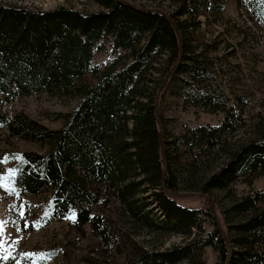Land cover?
Here are the masks:
<instances>
[{
    "label": "trees",
    "instance_id": "16d2710c",
    "mask_svg": "<svg viewBox=\"0 0 264 264\" xmlns=\"http://www.w3.org/2000/svg\"><path fill=\"white\" fill-rule=\"evenodd\" d=\"M102 7L84 14L74 8L31 10L0 5V109L2 102L46 91L74 95L79 101L60 128H49L24 112L9 119L0 112V123L21 139L45 143L44 153L24 151L14 167L13 184L22 194L51 189L50 212L65 219L75 214L105 240L108 225L88 207L103 201L124 208L139 227L155 232L181 234L183 243L165 249H146L131 242V256L124 264H206V247L224 264H264V191L244 194L227 208H215L213 190L234 195L233 185L252 187L264 174V137L227 149L237 130V117L228 99L215 84L201 54L194 57L186 32L199 26L205 13H221V0H162L178 4L169 14L179 30L182 58L159 98L166 172L160 150L154 100L164 76L179 56V44L169 22L154 12H141L115 0H92ZM238 1V0H236ZM251 20L264 26L259 0H242ZM189 24V25H188ZM110 42L112 54L125 51L128 61L101 67L95 52ZM156 73V76L154 75ZM91 75L94 81L88 79ZM154 80H157L154 83ZM154 83V84H153ZM153 85V86H152ZM183 102L207 113L223 112L215 125L200 124L167 136L162 101L168 91ZM241 113V114H240ZM224 153L218 169L209 163ZM167 191H194L208 195L229 245L210 212L190 208ZM210 226L209 229L206 226Z\"/></svg>",
    "mask_w": 264,
    "mask_h": 264
},
{
    "label": "rangeland",
    "instance_id": "374dc122",
    "mask_svg": "<svg viewBox=\"0 0 264 264\" xmlns=\"http://www.w3.org/2000/svg\"><path fill=\"white\" fill-rule=\"evenodd\" d=\"M145 8L160 9L173 14L178 4L162 0H127ZM221 13H205L197 18L199 26L190 27L186 32L191 56L197 53L205 60L208 70L216 74L210 81L215 84L222 98L228 99L237 117L239 106L236 98L243 102L240 119L235 118L237 130L226 142L227 149L242 143L264 137V26L251 20L242 0H221ZM1 6L25 7L31 10L47 11L58 7L74 8L84 14L99 12L102 7L92 0H0ZM189 25V24H188ZM126 52L119 50L112 54L110 42L105 49L95 52L93 63L104 67L116 62L122 66L128 61ZM156 76V73H154ZM88 79L94 81L91 75ZM157 80H154V83ZM153 83V84H154ZM153 86V85H152ZM79 101L74 95H55L41 91L30 96L2 102L0 112L9 119L16 112H24L30 118L52 128H60L64 123L58 114L71 112ZM163 115L169 139L182 133L185 128L200 124H218L223 112L207 113L183 102L169 90L162 101ZM241 114V113H240ZM48 145L16 137L7 125L0 123V177L5 187H0V221H4L2 241L4 250L0 264H30L25 254L51 253L50 257H34L35 264H124L131 256V242L146 249H165L186 241L181 234L155 232L139 227L118 203L97 204L88 207L90 214L100 215L108 225L105 240L89 223L82 224L75 214L65 219L55 216L46 221L50 212L51 189L44 188L39 193L22 194L13 184L16 162L24 151L44 153ZM228 155L221 153L210 161L209 169L216 170L227 161ZM14 187L10 194L6 188ZM234 195L221 190L212 191L215 208H227L234 199L250 191H264V174L259 176L252 187L240 183L233 185ZM178 203L190 208L207 210L203 197L177 199ZM21 212L23 219H21ZM218 216V215H217ZM27 225V227H25ZM207 229L210 226H206ZM206 264L218 261L217 252L206 247ZM178 264H186L181 262Z\"/></svg>",
    "mask_w": 264,
    "mask_h": 264
},
{
    "label": "water",
    "instance_id": "95a60500",
    "mask_svg": "<svg viewBox=\"0 0 264 264\" xmlns=\"http://www.w3.org/2000/svg\"><path fill=\"white\" fill-rule=\"evenodd\" d=\"M123 5H126L132 9L135 10H139L141 12H154L157 13L159 15H161L162 17H164L169 24L171 25V28L173 29L174 33L176 34V37L178 39V44H179V56L178 59L176 60V62L174 63V65L172 66L171 70L164 76L161 84L159 85L156 95H155V100H154V107H155V115L157 118V122H158V128H159V138H160V150H161V156H162V160H163V164H164V168H163V172H162V176H164L165 172H166V163H165V149H164V140H163V131H162V127H161V119H160V111H159V98H160V94L162 92V90L164 89V87L166 86V83L169 79V77L172 75V73L175 72L177 66L179 65L181 58H182V54H183V50H182V43H181V38H180V34H179V30L177 29V26L174 22V20L171 18V16L169 14H167L166 12L160 10V9H156V8H145V7H141L138 5H135L134 3L127 1V0H115ZM162 188L164 191H166L167 195L171 198L174 199H180V198H186V197H194V196H198V197H203L206 202L207 205L210 209V212H212L218 228L222 234V236L225 238V240L227 241V237L225 235V233L223 232V229L220 225V221L219 218L217 216L216 210L213 206V202L211 200V198L201 192H194V191H167L166 187L164 186V184L162 183ZM230 250L228 249V254H227V258L224 264H228L229 263V259H230Z\"/></svg>",
    "mask_w": 264,
    "mask_h": 264
},
{
    "label": "snow or ice",
    "instance_id": "6c2138e0",
    "mask_svg": "<svg viewBox=\"0 0 264 264\" xmlns=\"http://www.w3.org/2000/svg\"><path fill=\"white\" fill-rule=\"evenodd\" d=\"M260 4L262 6H264V0H259ZM260 19L261 22L264 23V11L261 12L260 14ZM18 159L23 160V157H18ZM11 175H15V171H13L11 173ZM3 177H0V187H5V185L3 184ZM6 190L12 194L15 192V188L14 187H8L6 188ZM74 215V214H73ZM21 219H23V213L21 212ZM4 221H0V238H2L3 236V232H4ZM25 227H27V225H25ZM4 250V244L2 239H0V251ZM37 255H39L40 259H45L47 257H50L52 254L51 253H41V254H25V257L27 260H29L30 264H35V260L33 259L34 257H36ZM8 256H0V259H8Z\"/></svg>",
    "mask_w": 264,
    "mask_h": 264
},
{
    "label": "bare ground",
    "instance_id": "6f19581e",
    "mask_svg": "<svg viewBox=\"0 0 264 264\" xmlns=\"http://www.w3.org/2000/svg\"><path fill=\"white\" fill-rule=\"evenodd\" d=\"M164 140V139H163ZM227 243H228V245H229V241H228V239H227V241H226ZM230 253H231V251H230ZM231 255V254H230Z\"/></svg>",
    "mask_w": 264,
    "mask_h": 264
}]
</instances>
